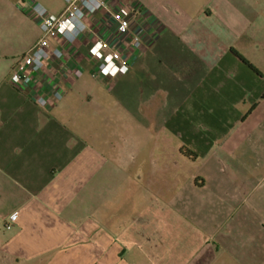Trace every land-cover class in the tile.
I'll return each instance as SVG.
<instances>
[{"label": "crops", "instance_id": "obj_1", "mask_svg": "<svg viewBox=\"0 0 264 264\" xmlns=\"http://www.w3.org/2000/svg\"><path fill=\"white\" fill-rule=\"evenodd\" d=\"M29 5L0 0V56L7 64L0 66V230L12 232L0 242V262L264 264V219L257 218L264 214V174L249 171L264 167V0H132L127 5L139 16L135 30L142 44L130 55L129 71L115 77L93 74L89 49L96 33L89 35L90 26L94 22L97 31L103 22L97 12L86 33L63 43L67 58L49 62L48 72H30L32 82L18 88L12 70L42 36ZM9 9L19 26L32 23L35 30L10 37ZM77 67L81 76L74 74ZM115 86L135 99L129 106L117 96L119 106L138 115L148 110L155 120L159 141L143 155L115 158L86 142L75 126L72 110L95 108ZM39 96L50 105H40ZM151 126L142 123L144 130ZM185 149L197 157H186ZM192 162L203 169L185 175ZM114 165L116 202L105 189L114 183ZM154 182L160 191L152 189ZM165 184H186L185 191L223 207L186 209L169 202ZM153 192L160 195L156 205ZM252 199L258 200L254 206ZM220 211L226 216L221 222ZM250 214L247 225L234 217ZM249 226L259 234L261 253L241 256L236 236ZM184 230L199 238L185 244ZM170 245L194 252L185 259L177 251L169 259ZM220 249L227 255L218 256Z\"/></svg>", "mask_w": 264, "mask_h": 264}, {"label": "rangeland", "instance_id": "obj_2", "mask_svg": "<svg viewBox=\"0 0 264 264\" xmlns=\"http://www.w3.org/2000/svg\"><path fill=\"white\" fill-rule=\"evenodd\" d=\"M16 1V0H15ZM20 4L23 5L24 8L28 9L29 8V4L32 1L33 3H40L42 5H44L48 11L59 14L61 13L65 7L67 6V3L65 0H19ZM121 2H123L124 4H130L132 2V0H119ZM9 12V13H8ZM97 13V12H96ZM8 14L9 17H11L10 19L14 18L13 15V11L11 9L7 10L6 15ZM97 15V14H96ZM102 16V26L99 30H95V26L96 24L94 22H92L91 26L89 25L88 21V26H90V36L93 35L94 33L95 36H97L98 34L104 37L109 36L110 39H114L116 38V29L115 26L113 24V20L111 17V12L108 9H104L102 12H100V14ZM35 17V16H34ZM93 14L89 15L88 20H92L93 18ZM95 17V16H94ZM91 18V19H90ZM14 22H10L9 23V33H10V37H13L14 35L16 36V34L19 32H24L26 30H35V25H33L32 23H26L23 24V26H19L18 23L15 22V20L13 19ZM36 22V21H34ZM39 22V21H38ZM15 23V24H13ZM37 23V22H36ZM35 24V23H34ZM1 25L3 27V23L1 24L0 21V30H1ZM40 25V22H39ZM22 27V28H21ZM41 29V26H40ZM89 31V30H88ZM42 32V29H41ZM87 32V30H86ZM84 32V33H86ZM77 41V40H76ZM92 42V41H91ZM53 45H56L57 43L52 42ZM158 63V61H157ZM0 66H7L6 64V58L4 56H0ZM177 69V67H176ZM175 69V72H177V70ZM105 93H103L104 95ZM123 97L126 101V104L129 106H134L135 103V99L130 98V96L128 95V93H125L123 90L121 89H116V86L113 89L112 92V97H107L106 95L102 96V99H98V102L95 106V108H93L92 106H89L88 108H86L85 110H83L82 112L79 111V108H76V110H72L73 115L76 116L78 115L77 118L74 119L75 121V126L78 130H80V132L82 133V137L85 139L86 142H88L89 144L92 145H98V146H103L105 147V152L107 154L109 153H113L115 158H120L123 156H128L130 153L133 152H137L138 155H141V151H142V155L144 153V148H150V146L155 145L158 141L159 138L158 136L155 134L156 133V129H155V120L152 119V116L148 115V110H139L138 114L133 113L130 111V113H128L126 110H124L123 105H118L116 103V97ZM87 100L89 99V97L86 98ZM136 105V104H135ZM74 106V105H73ZM143 109V108H142ZM142 123H152L153 126L150 127V129H145L142 127ZM175 139L172 137H170V140L168 141V156L169 158H172V155L174 154V152L172 151V146ZM110 145L111 148H110ZM114 150V151H113ZM155 154V151H154ZM189 158V157H188ZM170 169L172 170H179L181 168L179 167H171ZM203 169V166L201 165V162H198L196 164L190 163V165H188L186 168H184L183 170H185V175H187L189 172H193L194 170H200ZM215 169V173L218 175H222V173L219 171L221 170V168L217 167V168H213ZM113 170L114 173V183L111 184L109 186V184H106V191H110L109 194L112 197V201L116 202V165H114V167L111 169ZM222 171V170H221ZM249 171L251 172H255L254 174H264V167L261 168H251ZM227 172H224V174H226ZM252 174V173H251ZM224 176V175H223ZM233 177H236L233 176ZM235 179L232 180V183L227 185V188H229L230 186L234 185L235 183ZM171 184V183H170ZM168 186V184H165L167 186H165L163 189V193H165V195L169 194L168 197L169 198V202H171L172 200L174 201H179V206H183L186 209L192 208L193 205H197V206H203V207H217V209L222 208L223 206L220 204V200L217 201V204H213L212 200H210L209 198L204 199L203 195L201 194V197H196L195 195H193L192 192L190 191H185L183 188L185 187V185L182 187L181 184L180 186L178 185V187L176 188V186ZM176 185V184H175ZM216 187V183L212 184L211 187ZM152 189L154 191H160L161 190V184L154 182ZM158 189V190H157ZM179 189V190H176ZM183 193V203H181V195L178 196V193ZM154 193V202L153 204L156 205L159 199V194L157 192H153ZM157 193V194H155ZM196 193V192H195ZM178 196V197H177ZM156 197V198H155ZM173 197V198H172ZM112 201H108L106 203H111V206L113 204ZM254 201H258V200H250L249 201V205L252 202L253 204L250 206H254ZM261 201V200H259ZM193 202V203H192ZM210 202V203H209ZM240 203L239 200L234 201L233 200V205H238ZM213 204V205H212ZM171 204H169L170 206ZM109 206V205H107ZM262 206V204H261ZM257 207V206H256ZM264 208V207H263ZM217 215V220L220 222L223 221L225 219V214H223L221 211L218 212ZM202 218L207 217L206 215H201ZM234 217H243L245 218V224L247 225L248 223V218L251 219L253 218V215L250 214V216H234ZM257 218L259 219H264V214H260L257 216ZM243 221V220H242ZM170 225V222H168ZM225 224V222H224ZM223 224V227H224ZM222 225V223L220 224ZM219 225V226H220ZM250 225V222H249ZM218 226V227H219ZM245 230L239 232V234L236 236V238H238L241 242L239 243L236 253L240 254L241 256L243 255H250V254H254L255 255L257 253V251H259L258 253H261V251L258 248V244L260 243L261 239L259 237V234L255 231L252 230L253 227L249 226L248 228L244 227ZM11 231L5 230V228L2 226L1 230H0V242H4L10 235H11ZM116 235V231L113 232ZM187 234L185 237V244L189 243L188 241L191 240V242H193L194 240H196L198 237V235L196 233H193L192 230H190V232H187L184 230L183 235ZM182 238V237H181ZM249 244V246H248ZM194 247L191 246H177L175 245H170L169 246V259L172 258H176V252L178 251L179 254L184 255L186 258L188 259L189 257L192 256V253ZM242 252V253H241ZM128 254V253H127ZM218 256H226L227 253L225 251H223L222 249L219 250V252L217 253ZM167 261V260H166ZM165 261V262H166ZM0 264H2L0 262Z\"/></svg>", "mask_w": 264, "mask_h": 264}, {"label": "built area", "instance_id": "obj_3", "mask_svg": "<svg viewBox=\"0 0 264 264\" xmlns=\"http://www.w3.org/2000/svg\"><path fill=\"white\" fill-rule=\"evenodd\" d=\"M67 6L59 13H53L40 4L33 3L32 12L40 22L42 36L22 55L11 73V81L18 88H25L32 82L30 72H48L49 62L68 57V50L63 43L73 44L88 28V17L96 12L108 9L111 12L113 24L116 29V38L110 39L97 35L89 49L91 56L96 60V69L93 74L100 77H115L126 74L130 68V55L142 44V39L135 27L139 24L138 14L127 4L115 0H65ZM52 42L57 43L53 45ZM95 49L96 51H93ZM97 53H99L97 55ZM109 58H111L109 60ZM112 65L116 74L103 70ZM126 69V71H121ZM83 70L75 68L74 74L81 76ZM56 99H61L60 91H55ZM43 107L50 105L44 96L36 98ZM16 214L11 215L14 219ZM10 228V224L6 225Z\"/></svg>", "mask_w": 264, "mask_h": 264}, {"label": "trees", "instance_id": "obj_4", "mask_svg": "<svg viewBox=\"0 0 264 264\" xmlns=\"http://www.w3.org/2000/svg\"><path fill=\"white\" fill-rule=\"evenodd\" d=\"M239 57L245 62L248 63L247 60H245L241 55H239ZM182 153L186 156L189 157L191 159H195L197 157V154L191 150H187L185 149L184 151H182Z\"/></svg>", "mask_w": 264, "mask_h": 264}, {"label": "clouds", "instance_id": "obj_5", "mask_svg": "<svg viewBox=\"0 0 264 264\" xmlns=\"http://www.w3.org/2000/svg\"><path fill=\"white\" fill-rule=\"evenodd\" d=\"M93 51H96V50L93 49ZM98 54H99V53H97V55H98ZM110 59H111V58H109V60H110ZM110 69H111V74H112L113 76H115V74H116V69L113 68L111 64H109V66H108L107 68H105L103 71H104L105 73H108ZM121 71H126V69H121Z\"/></svg>", "mask_w": 264, "mask_h": 264}]
</instances>
